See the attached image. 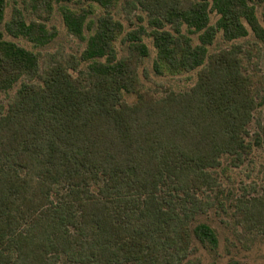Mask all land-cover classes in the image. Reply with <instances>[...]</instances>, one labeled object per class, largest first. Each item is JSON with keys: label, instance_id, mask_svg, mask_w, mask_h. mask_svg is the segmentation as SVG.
I'll list each match as a JSON object with an SVG mask.
<instances>
[{"label": "trees", "instance_id": "trees-1", "mask_svg": "<svg viewBox=\"0 0 264 264\" xmlns=\"http://www.w3.org/2000/svg\"><path fill=\"white\" fill-rule=\"evenodd\" d=\"M93 1L105 11L80 59L50 54L41 65L37 54L0 41V90L21 80L0 105V264H184L192 241L217 246L215 230L198 217L224 192L222 158L264 147L263 73L248 69L239 45L208 54L215 37L208 27L198 45L181 32L184 24L206 27L203 3L135 0L147 12L159 59L174 71L200 67L191 87L158 95L138 78L145 47L129 44V55L117 58L113 42L122 24L111 0ZM213 1L225 40L246 35L245 22L264 42L249 4L263 5L264 23V0ZM62 13L67 29L80 35L87 11ZM7 27L39 44L53 36L16 15ZM140 28L126 40L139 39ZM123 93L136 100L128 103ZM235 212L247 228H258L264 201L240 200Z\"/></svg>", "mask_w": 264, "mask_h": 264}, {"label": "rangeland", "instance_id": "rangeland-1", "mask_svg": "<svg viewBox=\"0 0 264 264\" xmlns=\"http://www.w3.org/2000/svg\"><path fill=\"white\" fill-rule=\"evenodd\" d=\"M46 0H4L3 13L0 18V41L13 42L16 45L38 55L41 65L48 62V55L52 54L62 59L73 56L80 59V55L86 46V40L92 34L94 21L105 10L93 0H62L49 1V9L42 7ZM203 3L206 18V27L200 31H194L195 27L184 24L181 32L191 38L193 45L199 44L198 36L202 31L215 32L211 45L207 46L208 54L239 45L244 64L250 71H261L264 75V42L258 41L253 33L244 25L248 32L246 35L234 40H225L223 32L219 28L220 12L214 5L213 0H195ZM39 3V7H38ZM255 7L257 19L262 21L263 5L249 3ZM42 7V8H41ZM67 7L71 10L84 9L87 15L83 21L80 35H76L67 29L62 9ZM109 10L112 16L122 24V31L113 42L117 58H125L129 55V44H142L145 47L143 56L138 57L137 74L141 85L154 94L161 95L165 91H182L191 87L200 70L174 71L159 59L157 48L151 36V27L148 25L147 12L135 0H111ZM19 16L26 24L34 21L44 26L48 34L53 35L50 42L39 44L30 41L20 34L8 31V24L14 16ZM206 22V23H205ZM145 29L138 32L139 39L126 40V34L130 31ZM248 54L250 57H248ZM105 61V57L98 58ZM86 63L81 62L79 68H85ZM75 74V71L73 72ZM21 80L11 88L0 90V105L6 107L12 99ZM123 99L128 103L136 100V94L123 93ZM263 109L259 107L255 112V119L262 117ZM257 128L256 121H252L248 130L252 136ZM253 138V137H252ZM251 137L249 138V140ZM218 171V182L224 189L218 198L213 199L205 208V213L199 214L201 221H206L215 230L217 246L211 250L198 242H191V252L184 264H264V220L258 228L249 229L243 223V218L235 212V206L240 200L254 201L261 198L264 201V147L254 146L253 151L237 159L222 158ZM211 198L215 197L210 193ZM218 199V200H217ZM219 201L221 204H219Z\"/></svg>", "mask_w": 264, "mask_h": 264}]
</instances>
